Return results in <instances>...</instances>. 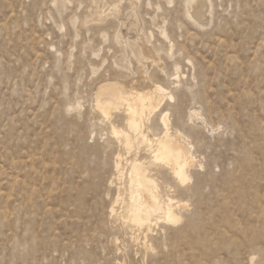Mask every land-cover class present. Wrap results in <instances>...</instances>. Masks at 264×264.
Listing matches in <instances>:
<instances>
[{"label":"rangeland","instance_id":"obj_1","mask_svg":"<svg viewBox=\"0 0 264 264\" xmlns=\"http://www.w3.org/2000/svg\"><path fill=\"white\" fill-rule=\"evenodd\" d=\"M190 2L0 0V264H264V0H204L206 25ZM105 81L173 96L145 133L168 113L190 182L126 154L123 109L94 106ZM117 155L145 162L178 223L111 217Z\"/></svg>","mask_w":264,"mask_h":264},{"label":"bare ground","instance_id":"obj_2","mask_svg":"<svg viewBox=\"0 0 264 264\" xmlns=\"http://www.w3.org/2000/svg\"><path fill=\"white\" fill-rule=\"evenodd\" d=\"M203 1L191 0L187 6L186 13L192 20L201 25H206L209 18L206 16V11L201 12V3H204ZM200 18H205L206 20L202 22L199 21ZM162 36L164 35L162 34ZM131 44L137 48L140 62H150L149 58L143 54L139 45L136 47V43ZM141 72V70L137 71V78L142 77ZM165 98L172 100L173 96L162 85L138 89L130 82L105 81L98 87L95 93L94 106L105 119H109L113 112H120L123 109L125 129L118 130L112 127L111 133L117 137L118 143L126 151V154L129 156L135 146L137 149L144 146L152 162L157 164V166L160 165L162 168H167L175 181L182 186L191 180L188 170L195 162L192 146L184 142V137L180 132L176 131L173 133L171 131L167 112H159V123L163 127L160 136L150 139L145 133V130L149 128L151 115L159 111ZM193 114L194 116L196 115V113ZM137 158L134 157L130 162L125 161L126 163L123 165L124 159L122 156L117 155L116 157L114 164L115 171H113L117 177L114 176V178H117L119 181L117 183L123 186V190L121 187L117 190V197L109 211L111 217L115 216V214L117 215L116 206L119 203H123L126 204L125 207L129 210V218L133 226H136L141 231H146L147 234L156 223H178L180 216L173 208V205L177 202L169 198L162 200L160 192H158V185L155 184L154 178L151 177L148 167L145 166V162Z\"/></svg>","mask_w":264,"mask_h":264}]
</instances>
